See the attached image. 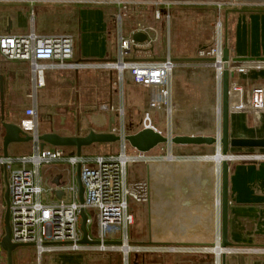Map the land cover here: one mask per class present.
Here are the masks:
<instances>
[{
	"label": "crops",
	"instance_id": "obj_1",
	"mask_svg": "<svg viewBox=\"0 0 264 264\" xmlns=\"http://www.w3.org/2000/svg\"><path fill=\"white\" fill-rule=\"evenodd\" d=\"M117 1L120 0H0V34L23 35L33 30L43 36L72 35L75 62L112 61L117 55L114 16L121 9ZM128 1L133 2L128 9L134 10V14L126 16L123 31L125 29L127 34H124L133 38L135 33L143 32L148 36L145 43L136 44L130 59L158 62L170 55L178 63H184L182 59L191 60L187 61L188 66L179 67L174 75V99L181 108H193L201 114L204 110L213 112L214 72L202 68L203 60L198 57V52L214 43L215 23L219 18L224 22L230 56L264 64V5L244 2V6L219 10L216 1ZM156 2L162 5L157 6ZM166 2L171 5L168 7ZM157 10L162 14L159 20L156 18ZM208 12L213 13L214 21L210 15L207 16ZM173 17L178 30L176 44L173 43L172 31L170 37H166V27ZM209 26L214 28V37ZM158 43L160 45L157 46ZM114 76L104 70L47 72L44 87L37 94L38 117L45 118V122H39L40 135L56 133L73 137L86 136L91 130L108 132L111 115L100 110V106L119 105V96L113 89ZM0 78L5 121L20 125L26 118V110L33 105L29 64L5 61L0 56ZM236 79L245 87L246 93L254 86L264 87V67L237 74ZM148 101L149 90L127 80L125 105L130 130L141 128ZM5 134L1 123L0 86V156H4ZM230 137L264 139V113L231 114ZM90 147L83 150V155ZM188 147L198 151L210 146L175 148L182 150ZM66 149L70 153L73 151ZM32 150V143L11 144L8 148L9 156L13 157L30 154ZM263 151L237 148L231 150V155ZM203 158L204 165L193 161L189 166L184 161L168 166L163 160L151 165L137 164L129 169L130 181L148 180L151 186L148 204H131L134 225L141 222L139 231L134 230V225L130 229L131 243L172 245L191 250L214 248L221 234V212L216 203V200L219 201L220 179L219 174H212V164L216 163L217 167L218 159L214 156ZM47 168H42V174L51 181L50 184H54L56 179L60 183L71 179L69 167L67 174L54 172L57 168L53 166ZM8 181L9 171L0 166V241L5 235L4 196ZM229 187V239L234 248L225 260L222 256L218 260L214 252L190 255L148 253L138 255L137 261L133 257L132 264H150L149 260L159 258L170 260L173 264H264V162L233 158L230 161ZM0 251L5 253L1 248ZM29 253L34 259L23 262L24 256ZM90 253L93 252L55 251L45 254L38 261L35 247H21L13 253V264H97L95 259H102L105 264H121L120 257L114 254L107 257L95 254L97 257H93ZM3 264H7V256ZM159 264H162L161 261Z\"/></svg>",
	"mask_w": 264,
	"mask_h": 264
},
{
	"label": "built area",
	"instance_id": "obj_2",
	"mask_svg": "<svg viewBox=\"0 0 264 264\" xmlns=\"http://www.w3.org/2000/svg\"><path fill=\"white\" fill-rule=\"evenodd\" d=\"M133 2L117 1L120 11L115 14L117 25V55L115 60L101 62H75V40L72 35L43 36L31 30L28 34H0V56L9 62H26L30 67L33 105L26 110V118L20 126L24 132L33 137V150L21 156H0V166L9 171L10 190V225L12 242L16 244H35L36 257L40 261L47 253L55 251L68 252H101L121 254V264H132L135 255L157 254H206L214 252L217 259L222 253L232 254V249H221V234L216 239L214 248H177L172 245L143 246L131 243L130 229L135 217L130 207L132 203L148 204L151 200V186L148 180L130 181L129 169L137 164L151 165L162 162L166 157H154L133 149L125 140L130 134L126 116V83L127 80L149 90L148 108L144 112L141 129L150 128L161 132L169 139L165 144L169 151L167 159L172 156L177 162H184L173 156L174 145L171 139L175 133V117L178 106L174 99V75L179 67L188 66L187 62L178 63L168 55L163 61H138L130 59L136 48L132 36L123 31L126 12ZM157 6L162 3H155ZM168 7L171 3H165ZM257 6L260 4L252 3ZM219 10L225 7L246 5L244 2L216 1ZM160 10L156 18L161 19ZM169 18V16H168ZM226 46L225 26L221 18L215 23L214 43L198 52L203 60L202 68L214 72V112L216 130L214 137L221 138L222 131V88L224 49ZM190 64V63H189ZM264 64L250 60L236 61L231 57L228 63L230 76V113L253 112L264 113V87L254 86L248 93L236 79L237 74L263 68ZM104 70L115 74L113 89L119 96V105H102L100 110L116 115V123L108 132L120 137L118 151L93 157L71 155L66 148H41L38 137L39 117L37 111V94L44 87V77L53 71ZM195 71V70H193ZM195 75V72H192ZM155 119L163 121L166 129H159ZM197 136V135H194ZM217 152L221 147L217 145ZM239 160L264 162V151L250 155L229 156ZM168 161V160H167ZM186 161V160H185ZM57 164L69 167L71 179L60 186L48 183L42 174V168ZM81 165V182L84 187V204L79 201V187L76 181L77 167ZM220 179V171H219ZM49 185V186H48ZM63 192L61 199L55 191ZM219 205L221 186L219 183ZM85 209L89 218L87 226L89 239L97 240L99 245H80L81 209ZM221 208V207H220ZM96 210L95 221L88 211ZM94 227V229H92ZM105 242H114L106 244ZM63 243L64 245H53ZM118 243V244H115ZM220 249V250H218ZM6 255L0 251V264L5 263Z\"/></svg>",
	"mask_w": 264,
	"mask_h": 264
},
{
	"label": "water",
	"instance_id": "obj_3",
	"mask_svg": "<svg viewBox=\"0 0 264 264\" xmlns=\"http://www.w3.org/2000/svg\"><path fill=\"white\" fill-rule=\"evenodd\" d=\"M205 1H234V2H254L255 4L264 5V0H205ZM148 40V36L143 32H137L133 35V41L135 44H143ZM231 59L230 50L227 46L224 49L223 62L225 63L223 72V88H222V131L219 141L214 136H194V135H177L171 139V143L174 146H217L221 147V155L223 160L220 164V212H221V249H232L234 244L229 239V173H230V160L232 149L237 148H249V149H264V139H231L230 137V76L231 73L228 70V63ZM241 59H236L240 61ZM148 61V60H138ZM181 61H191L188 59H182ZM0 80H2L0 78ZM1 86V123L5 129V136L3 141V153L5 157L9 156L8 148L11 144H29L32 143L34 138L24 132L20 125L8 123L5 121L4 115V99H3V83ZM116 123V115L111 116L110 127ZM41 148L52 146L55 148H70L73 149L71 155H77L81 157L83 150L95 144L106 143L115 144L120 141V137L112 134L111 132H96L94 130L89 131L86 136H73L64 137L56 133L41 134L38 137ZM125 140L129 145L142 153H150L160 145L168 144L169 139L161 132L155 131L150 128H143L136 133H130L125 137ZM76 173V181L79 187V201L84 204V187L81 182V165H78ZM55 186H60L61 183L56 179ZM55 194L59 199L63 196V192L58 190ZM6 208L4 215V230L5 235L0 241V248L6 253L7 264H13V253L15 250L21 247H34L35 244H16L12 242L11 237V225H10V190L7 182L6 193L4 196ZM88 214L85 209H81V232L82 239L78 242L80 245H99L101 242L97 240L89 239V230L87 226ZM106 244H112L114 242H105ZM53 245H64L63 243H52ZM118 244V243H115ZM227 256L226 252L222 253V258L225 260ZM138 255H135V261L138 259ZM134 264H138L135 262Z\"/></svg>",
	"mask_w": 264,
	"mask_h": 264
},
{
	"label": "rangeland",
	"instance_id": "obj_4",
	"mask_svg": "<svg viewBox=\"0 0 264 264\" xmlns=\"http://www.w3.org/2000/svg\"><path fill=\"white\" fill-rule=\"evenodd\" d=\"M148 1H155V0H148ZM169 1H176V0H169ZM249 3H254V2H249ZM126 14H127V17H132V15L134 14V10L128 9ZM138 15H139L138 17H142V14H138ZM209 15L211 17V20L214 21L213 13L208 12L207 16H209ZM125 18H124V21H125L124 24H125V27H126V19ZM174 18L175 17H173V19L171 21V24L169 22L168 26L166 25L167 26L166 27V37L168 35V38H169L170 35H171V31H172V38H173V41H174L173 43L176 44V40H177V36H178V30H176V26H175L176 25V20ZM209 27L211 28L210 30L213 33V37H214V28H213V26H209ZM115 29H116V32H117L118 28H117L116 23H115ZM124 33L127 34L125 29H124ZM156 45L158 46L160 44L158 43ZM211 99H212V96H211ZM212 107L213 106H211V108ZM204 111L205 112H203L201 114L199 112H196L193 108L192 109H188V108H181V107L178 106V112L176 114L175 122H174V126H176L175 130H174L175 133L177 135L197 134V136H200V135L201 136H213L214 135V130H215V127H216V121H215V117H214V112H212L211 110H208V112H207V110H204ZM44 120H45L44 116L40 117V115H39V122L41 124L43 122H45ZM155 123H157V126L159 127V129H161L163 131L166 129V127L164 125L165 123L163 121L159 120V121H157ZM159 124H160V126H159ZM139 130H141V128ZM139 130L131 129L130 133H136ZM163 146H165V144L164 145H160L155 150L150 152V155L154 156V157H166L163 160L167 162L168 166L169 165L172 166V165H175L177 163L180 164L181 162H177V161H167V155H168L169 151H168V149L166 147H163ZM118 147H119L118 143L114 144L113 146H111L110 144H106V143L95 144V145H92L85 152L84 155L93 157V156H96V155H99V154L108 153V152L116 153L118 151ZM175 147L179 148V146H175ZM175 147L172 150L173 156H178L183 161L186 160V162H184V163H186L189 166L192 164L193 161H195V162L198 161V162H200L201 165H204V163H203L204 158L203 157H205V156L206 157H213L214 156V157H216V159L218 158L217 157V151H218V149H217L218 147L217 146H212V147H209V148H202L201 150H198V151H195L193 148H190V147H188L187 149H182V150L176 149ZM197 155H199V156H197ZM169 159H171V158L169 157ZM199 160H202V161H199ZM218 162H219V160H218ZM218 162H217V164H218ZM155 165H157V164H155ZM53 167L57 168V171L53 170L54 172H63V174H67L68 166L66 164H57V165H55ZM44 168H47V167H44ZM47 170H48V168H47ZM65 177L67 179V176H65ZM47 182L49 183L51 181L47 178ZM88 213H89L90 217L95 221L97 211L96 210H89ZM1 214L2 213H0V216H1ZM140 224H141V222L137 223V225L135 224L136 226L135 225L133 226L135 231L137 229L139 231ZM92 229H94V227H92ZM90 254H92L93 257H97L95 254H100V255H103V256H106V257H107L108 254H114V255L120 257V262H121V254L117 253V252H113V253L93 252V253H90ZM33 259H34L33 254L29 253V254H26L24 256L23 262L32 261ZM163 259L164 258H162V259L159 258V260L157 259L156 261H153V260L150 261L149 260V262H151L150 264H159V261H161L162 264H173L172 261L167 260V259L163 260ZM95 261H97V264H105V261H103L102 259H100V260L99 259H95ZM95 261H94V263H95ZM24 264H26V263H24Z\"/></svg>",
	"mask_w": 264,
	"mask_h": 264
},
{
	"label": "bare ground",
	"instance_id": "obj_5",
	"mask_svg": "<svg viewBox=\"0 0 264 264\" xmlns=\"http://www.w3.org/2000/svg\"><path fill=\"white\" fill-rule=\"evenodd\" d=\"M217 159L219 160V162H218V164H217V167H216V164L215 163H213L212 165H213V175L216 173V176H218V174H219V171H220V169H219V167H220V164H221V162H222V160H223V157H222V155H221V153L220 152H217ZM170 158L171 159H167L168 161H175L174 160V158L172 157V156H170ZM215 170H216V172H215ZM216 203H217V205H219V202H218V200H216ZM218 250H220V249H218Z\"/></svg>",
	"mask_w": 264,
	"mask_h": 264
}]
</instances>
